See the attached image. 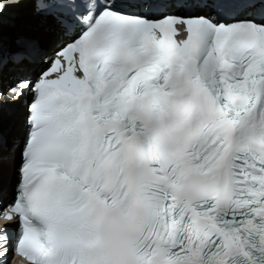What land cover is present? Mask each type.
<instances>
[{
	"label": "snow or ice",
	"instance_id": "1",
	"mask_svg": "<svg viewBox=\"0 0 264 264\" xmlns=\"http://www.w3.org/2000/svg\"><path fill=\"white\" fill-rule=\"evenodd\" d=\"M26 94L0 264H264V0H0V205Z\"/></svg>",
	"mask_w": 264,
	"mask_h": 264
},
{
	"label": "bare ground",
	"instance_id": "2",
	"mask_svg": "<svg viewBox=\"0 0 264 264\" xmlns=\"http://www.w3.org/2000/svg\"><path fill=\"white\" fill-rule=\"evenodd\" d=\"M31 7L32 6L30 5L9 7L3 14V35L6 37L7 34H10L9 39H11V45H14L13 38L19 34H23L25 37L30 36L33 39L41 41L45 49L48 50L50 49L51 42L48 37L47 25L41 17L37 16L34 12H31ZM13 12L15 13L13 14ZM24 112L21 101L19 103H6L3 105L2 120L5 141V167L2 199H6L8 193L10 198L13 193V179H16V175L14 174L15 162H7L8 149L9 145L19 140L20 134L24 133V130H22L24 126H22V121L24 122Z\"/></svg>",
	"mask_w": 264,
	"mask_h": 264
},
{
	"label": "rangeland",
	"instance_id": "3",
	"mask_svg": "<svg viewBox=\"0 0 264 264\" xmlns=\"http://www.w3.org/2000/svg\"><path fill=\"white\" fill-rule=\"evenodd\" d=\"M31 12H33V9H32V7H31ZM16 26H17V24H16ZM22 26V25H21ZM22 104V103H21ZM23 109H24V111H25V107L23 106ZM24 125V122L22 121V126ZM22 130H24V126H23V129ZM24 134V133H23ZM23 134H20V138L23 136ZM20 140V139H19ZM15 175H16V173H14ZM15 178L13 179V186H14V182H15ZM13 195H14V191H13V193H12ZM12 194H11V196H10V198L12 197Z\"/></svg>",
	"mask_w": 264,
	"mask_h": 264
}]
</instances>
